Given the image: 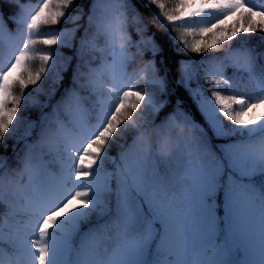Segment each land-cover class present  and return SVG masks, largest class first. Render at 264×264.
I'll return each mask as SVG.
<instances>
[{
  "label": "snow or ice",
  "instance_id": "snow-or-ice-1",
  "mask_svg": "<svg viewBox=\"0 0 264 264\" xmlns=\"http://www.w3.org/2000/svg\"><path fill=\"white\" fill-rule=\"evenodd\" d=\"M143 3L199 119L134 0H0V264H264V0Z\"/></svg>",
  "mask_w": 264,
  "mask_h": 264
},
{
  "label": "trees",
  "instance_id": "trees-1",
  "mask_svg": "<svg viewBox=\"0 0 264 264\" xmlns=\"http://www.w3.org/2000/svg\"><path fill=\"white\" fill-rule=\"evenodd\" d=\"M89 0H77V4H78V8H85L87 2ZM134 2L136 3L139 11L142 13V15L145 17V19L147 20V22L149 23V28L151 29V31L158 37V38H162L164 40V44H162V47L164 49L163 51V58H164V62L167 65L168 69V82H169V87L170 89L173 91V94L169 93V101L173 104L176 102V100L179 98V100H183V101H190V98L187 94V92L185 91V89L178 85L176 83V79L178 78V73H179V60L181 58H186L188 55H197L195 53H177L170 45H168L167 43V39L164 36L163 31L160 29L159 25L155 23L156 17L153 13V11L151 10V8H146L144 6L143 0H134ZM173 2L174 0H166V3L168 5L169 8H171L173 6ZM75 15V13H73ZM62 26V30L66 27H71V24H61ZM45 30V29H44ZM258 34H256L255 36H257ZM177 47L182 48L183 46L178 44ZM36 48L38 50H44L47 48V46L41 45V44H37ZM60 52H62L64 55L67 52V48L62 47L59 49ZM38 61L34 62L33 67L35 68L38 65ZM65 77L68 78V75H65ZM47 85H45L46 87ZM31 92V95L35 96L38 100H40L41 102L45 101V97L38 93L34 88L29 90ZM16 92L19 94V89H16ZM59 94V92L57 93V95ZM174 95V96H173ZM178 98H176V97ZM172 100V101H171ZM187 102H183L185 105H189V103ZM191 111L193 113H196V108L192 105V103L190 102V107ZM38 114L37 109L35 108H28L23 115L26 116L29 119H35L36 116ZM197 115V119H199V115L198 113H196ZM13 144L14 141L12 140H8L7 141V148L3 147V145H0V155H4L7 156L9 158H11L12 153H13ZM111 155H115L116 154V149L113 148L110 152Z\"/></svg>",
  "mask_w": 264,
  "mask_h": 264
},
{
  "label": "clouds",
  "instance_id": "clouds-1",
  "mask_svg": "<svg viewBox=\"0 0 264 264\" xmlns=\"http://www.w3.org/2000/svg\"><path fill=\"white\" fill-rule=\"evenodd\" d=\"M177 128H178V130H179L181 133L184 132V125H183V124L178 123V124H177Z\"/></svg>",
  "mask_w": 264,
  "mask_h": 264
},
{
  "label": "rangeland",
  "instance_id": "rangeland-1",
  "mask_svg": "<svg viewBox=\"0 0 264 264\" xmlns=\"http://www.w3.org/2000/svg\"><path fill=\"white\" fill-rule=\"evenodd\" d=\"M262 110H264V109H262Z\"/></svg>",
  "mask_w": 264,
  "mask_h": 264
}]
</instances>
